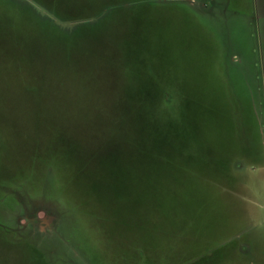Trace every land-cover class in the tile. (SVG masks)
Instances as JSON below:
<instances>
[{
  "label": "rangeland",
  "instance_id": "obj_1",
  "mask_svg": "<svg viewBox=\"0 0 264 264\" xmlns=\"http://www.w3.org/2000/svg\"><path fill=\"white\" fill-rule=\"evenodd\" d=\"M0 264H264V0H0Z\"/></svg>",
  "mask_w": 264,
  "mask_h": 264
}]
</instances>
